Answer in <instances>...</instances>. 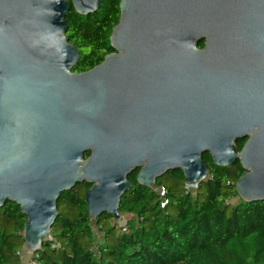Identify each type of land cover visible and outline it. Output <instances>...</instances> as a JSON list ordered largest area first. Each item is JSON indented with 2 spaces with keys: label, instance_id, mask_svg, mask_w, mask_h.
I'll return each instance as SVG.
<instances>
[{
  "label": "water",
  "instance_id": "obj_1",
  "mask_svg": "<svg viewBox=\"0 0 264 264\" xmlns=\"http://www.w3.org/2000/svg\"><path fill=\"white\" fill-rule=\"evenodd\" d=\"M70 4L88 16L100 0H0V208L25 216V252L62 193L89 185L88 219L116 220L132 172L148 189L174 171L200 185L204 154L240 164L237 199L264 201V0H120L112 52L82 73Z\"/></svg>",
  "mask_w": 264,
  "mask_h": 264
},
{
  "label": "trees",
  "instance_id": "obj_2",
  "mask_svg": "<svg viewBox=\"0 0 264 264\" xmlns=\"http://www.w3.org/2000/svg\"><path fill=\"white\" fill-rule=\"evenodd\" d=\"M119 3L100 0L99 9L88 16L76 14L70 4L65 36L79 52L74 73L92 69L112 52L109 38L119 19ZM243 143H235L238 151ZM202 160L208 180L193 194L184 193L180 171L170 173L172 186L164 187L157 180L152 189L138 185L137 170L132 172L127 177L130 189L120 198L117 212L135 219L115 234L116 227L103 226L112 218L98 217L95 226L103 236L98 244L86 215L84 192L89 185L62 193L50 239L32 259L37 264H264V201L238 199L232 204L238 198L235 183L243 174L240 164L216 167L208 154ZM160 186L168 199L165 209H160L156 193ZM25 222L16 204L0 208V264H21Z\"/></svg>",
  "mask_w": 264,
  "mask_h": 264
},
{
  "label": "rangeland",
  "instance_id": "obj_3",
  "mask_svg": "<svg viewBox=\"0 0 264 264\" xmlns=\"http://www.w3.org/2000/svg\"><path fill=\"white\" fill-rule=\"evenodd\" d=\"M170 173L165 175L164 177H162L161 179H158L159 182L161 183L162 186L164 187H170L172 186L174 183L173 181L171 180L170 178ZM180 186V185H178ZM238 201L237 198H235L234 200H232V204L236 203ZM135 218L131 215H121L119 216L118 219L116 220H113L111 221V223H104L103 226L106 228H109L110 226H114L116 227V231L114 232L115 234L118 233V228H121V227H125L126 224L129 222V221H133ZM92 227H93V232H94V241L95 243H102L103 241V236L102 234L96 229V226H95V221H92ZM48 239H50V237H48ZM20 258H21V264H31V254L30 253H27L25 252L24 249L21 250V255H20Z\"/></svg>",
  "mask_w": 264,
  "mask_h": 264
},
{
  "label": "built area",
  "instance_id": "obj_4",
  "mask_svg": "<svg viewBox=\"0 0 264 264\" xmlns=\"http://www.w3.org/2000/svg\"><path fill=\"white\" fill-rule=\"evenodd\" d=\"M196 186L197 185H186L184 193L185 194H193L195 192V190H196ZM156 193H157L158 198H159V202H160L159 206H160V209H165L167 207V205H168V199L166 197V190H165V188L162 187V186L158 187L156 189ZM121 228H122V231H125L126 230L125 227H121ZM20 255H21V253H20ZM33 255L34 254H31V260H32L31 261V264H37L32 259V256Z\"/></svg>",
  "mask_w": 264,
  "mask_h": 264
},
{
  "label": "flooded vegetation",
  "instance_id": "obj_5",
  "mask_svg": "<svg viewBox=\"0 0 264 264\" xmlns=\"http://www.w3.org/2000/svg\"><path fill=\"white\" fill-rule=\"evenodd\" d=\"M137 172H138V170H137ZM5 204H7V203H5Z\"/></svg>",
  "mask_w": 264,
  "mask_h": 264
}]
</instances>
